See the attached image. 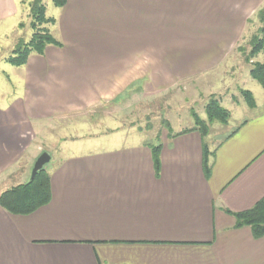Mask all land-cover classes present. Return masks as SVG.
I'll return each mask as SVG.
<instances>
[{
	"label": "crops",
	"instance_id": "1",
	"mask_svg": "<svg viewBox=\"0 0 264 264\" xmlns=\"http://www.w3.org/2000/svg\"><path fill=\"white\" fill-rule=\"evenodd\" d=\"M24 1L0 0V39L20 36ZM55 8L48 31L60 45L8 66L22 92L0 104V194L29 179L31 170L20 183L7 181L20 161L32 158V168L56 118L124 92L149 99L189 77L207 76L208 84L241 74L236 48L264 0H66ZM255 56L264 63V50ZM250 69L238 86L255 106L207 146L209 177L207 136L194 128L165 131L155 143L111 126L48 138L50 199L28 215L0 206V264H264V236L236 227L232 216L264 199V95H255L264 89ZM237 79L205 89L222 92Z\"/></svg>",
	"mask_w": 264,
	"mask_h": 264
},
{
	"label": "rangeland",
	"instance_id": "2",
	"mask_svg": "<svg viewBox=\"0 0 264 264\" xmlns=\"http://www.w3.org/2000/svg\"><path fill=\"white\" fill-rule=\"evenodd\" d=\"M33 0L24 1V13L22 18L21 34L12 42L11 39L7 41L0 39V104L8 103L12 98L20 95L22 92L21 86L15 75L9 71V64L7 58L11 55L13 49L21 41L28 42L32 28L30 23L32 18L30 17V4ZM43 4L46 9L45 15L47 17L55 18L56 8L53 6L51 0H43ZM264 12V11H263ZM256 27L253 28L252 33L238 45L236 50L239 52L240 60L242 61L241 67L243 71L238 75H224L214 79L208 77L211 81L207 84V76L199 78L196 81L195 78L189 77L174 88H170L167 91L160 93H153L151 97L144 98L140 96V91H131L122 93L118 99L103 103L92 109L85 110L80 113L68 114L60 118L54 119L52 129V136L46 134V137L38 139L39 145L42 144L43 152L50 150L49 143L54 140H58L62 133V129L73 130L74 128L82 127L85 129L83 133L94 132V129H105L107 126L114 128H126L133 129L140 132H145L148 140L160 141V136L164 135L165 131L175 130H187L194 128V116H197L200 120L207 124L208 135L204 139L207 146L213 147L217 145L226 135H228L240 122L241 117H247L250 115V108L243 96V88L239 87L246 68L250 65L252 67L255 64L254 59L256 56L249 57V53L252 47V38L261 37V33L264 25L259 21V17L256 16ZM49 25H45L48 28ZM54 32V27H49ZM254 62V63H252ZM6 67V70L4 69ZM11 66V65H10ZM14 67V66H12ZM235 76L237 79L235 84L228 88L225 87V91L219 92H207L205 87L207 85L213 87L217 82L220 85L229 82V77ZM224 78V80H223ZM195 79V81H194ZM215 87V86H214ZM260 89V87H258ZM260 93H256V97L264 95L263 90H259ZM227 95V96H226ZM232 95V100H230ZM216 101L217 104L224 109L227 113V119L225 122L218 120L209 121L206 113L207 105L212 101ZM45 130V129H44ZM43 134V133H42ZM43 134V135H44ZM155 136V138H154ZM52 139L51 141L48 139ZM49 140L50 142L48 143ZM41 143V144H40ZM32 160V158H29ZM30 160L20 161L17 169L8 176V183H20L21 178L25 173L28 174L30 169ZM36 160V159H35ZM34 164V163H33ZM32 164V166H33ZM31 173V172H30ZM26 177V174H25ZM10 178V179H9ZM25 183V182H24ZM22 184V183H21Z\"/></svg>",
	"mask_w": 264,
	"mask_h": 264
},
{
	"label": "trees",
	"instance_id": "3",
	"mask_svg": "<svg viewBox=\"0 0 264 264\" xmlns=\"http://www.w3.org/2000/svg\"><path fill=\"white\" fill-rule=\"evenodd\" d=\"M51 2L55 7L61 8L65 5L66 0H51ZM45 13L46 9L43 0H33L31 2L29 15L32 18L30 26L33 32L28 42L21 41L13 49L11 55L7 58V63L9 65L14 67L23 66L26 64L31 54L41 55L46 46L60 45L49 33L48 28L44 27L45 25L54 23V19L47 17ZM257 17H259V21L264 25L263 10L257 13ZM261 33H263V35L260 38H252V47L249 57H253L264 50V28ZM249 75L262 87V89H264V63L253 64L249 71ZM242 93L247 105L253 108L255 102L252 94L249 91H243ZM206 108V113L210 122L213 120H218L220 122L226 121L228 113L222 109L216 101L212 100ZM194 122V129L199 131L202 137L205 138L208 135L207 124L197 116H194ZM168 133L170 135L171 130H168ZM171 137L173 136H170V138ZM152 151L154 169L155 172H158L159 146H152ZM209 155L210 152L208 151L207 144L204 142L202 168L206 177L210 175ZM49 199V176L44 168H42L35 174L32 180L28 179L25 183L18 184L2 192L0 194V206L12 215H28L45 205ZM232 216L235 219L236 227L248 226L254 238L264 236V199L260 200L250 210L232 214Z\"/></svg>",
	"mask_w": 264,
	"mask_h": 264
},
{
	"label": "water",
	"instance_id": "4",
	"mask_svg": "<svg viewBox=\"0 0 264 264\" xmlns=\"http://www.w3.org/2000/svg\"><path fill=\"white\" fill-rule=\"evenodd\" d=\"M50 160L49 155L46 152L41 153L36 160L31 169L29 180H32L35 174L41 170Z\"/></svg>",
	"mask_w": 264,
	"mask_h": 264
}]
</instances>
